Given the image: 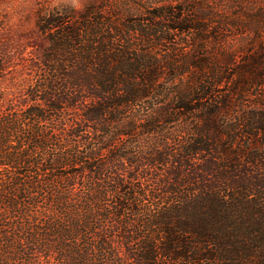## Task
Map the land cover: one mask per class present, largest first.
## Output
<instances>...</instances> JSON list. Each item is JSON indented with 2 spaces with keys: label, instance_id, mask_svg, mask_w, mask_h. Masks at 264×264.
Segmentation results:
<instances>
[{
  "label": "trees",
  "instance_id": "1",
  "mask_svg": "<svg viewBox=\"0 0 264 264\" xmlns=\"http://www.w3.org/2000/svg\"><path fill=\"white\" fill-rule=\"evenodd\" d=\"M216 2L0 11V264H264V48L215 59Z\"/></svg>",
  "mask_w": 264,
  "mask_h": 264
},
{
  "label": "rangeland",
  "instance_id": "2",
  "mask_svg": "<svg viewBox=\"0 0 264 264\" xmlns=\"http://www.w3.org/2000/svg\"><path fill=\"white\" fill-rule=\"evenodd\" d=\"M51 1L53 4L67 2L75 7L80 6V0ZM36 2L37 0H0V11L6 18V31L12 42L23 43L34 35ZM237 2L232 3L230 0H217L216 2V8L220 11L218 14L224 16L226 22L232 25L222 30V36L217 35L218 40L212 39L209 43L215 59L221 58L223 51L234 56H241L246 52L264 48V0H239V3ZM204 5L206 6V3H202L201 6L204 7ZM213 22L210 21V23ZM215 27V31L221 33V28L219 29L216 25ZM26 64L27 51L15 57V67L4 83L8 98L15 102L20 100V94L28 83ZM258 93L264 97V91H258ZM238 111L239 109H236L233 112L238 113Z\"/></svg>",
  "mask_w": 264,
  "mask_h": 264
}]
</instances>
